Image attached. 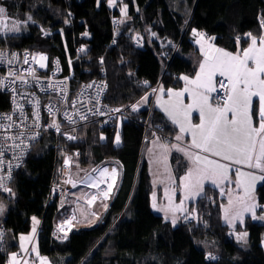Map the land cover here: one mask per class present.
<instances>
[{"label": "trees", "instance_id": "trees-1", "mask_svg": "<svg viewBox=\"0 0 264 264\" xmlns=\"http://www.w3.org/2000/svg\"><path fill=\"white\" fill-rule=\"evenodd\" d=\"M22 2L26 11H46L57 29L35 42L0 37V46L19 44L46 53L50 60L59 59L62 75L71 76L73 88L89 79L106 80V101L126 113L121 122V117L113 124L93 120L78 127L76 141L46 132L35 144L15 174L11 192L0 191L4 237L0 264H8L19 249L20 234L31 231L33 217L41 219L40 254L56 264H264V221L248 216L235 226L228 224L223 214L227 198L214 185L208 184L191 202L187 215L196 213L191 222L175 225L153 210V183L145 156L151 138L148 125L160 132L154 138L165 142L173 139L176 128L155 108L154 100L141 105L142 97L156 86L179 87L183 75L196 73L201 54L193 29L232 51L262 34L264 0H123L128 5L123 19L120 7L110 6L108 0ZM136 104L139 109L133 111L131 105ZM10 106L9 95L0 93V110ZM68 153L81 171L93 172L113 161L119 174L107 208L97 210L98 222L76 223L61 239L55 227L72 206L67 201L60 208L51 189ZM171 159L179 181L189 162L180 152ZM258 197L264 206V183ZM258 211L264 213L260 207ZM243 231L249 235L248 244L235 236Z\"/></svg>", "mask_w": 264, "mask_h": 264}, {"label": "snow or ice", "instance_id": "snow-or-ice-1", "mask_svg": "<svg viewBox=\"0 0 264 264\" xmlns=\"http://www.w3.org/2000/svg\"><path fill=\"white\" fill-rule=\"evenodd\" d=\"M110 6H116L117 0H108ZM121 13L127 14V6L120 9ZM31 20V16L27 20L22 22H13L11 27L8 24V17L6 9L0 6V33H12L20 32V24H27ZM194 35L198 36L200 39L197 43H201L204 39L203 33L196 32L193 29ZM250 36V34H249ZM251 44L248 48L242 50V56L238 52L237 54H232L230 52L224 51L223 49H214L213 51L218 55L209 56L208 52L204 54V61L199 66V72H197L194 79H189L187 76H183L180 79L186 82L185 88L180 92H175L171 89L168 90L169 97L175 95L176 97L183 96L184 92H189L190 87L194 86L195 91L192 95L196 99L195 106L199 109L200 123L197 125H191L188 120L189 113L182 107L177 105H172V110L165 108L164 110L168 113L173 123L179 124L180 133L186 131H191L192 140L191 145L196 149H201L203 152L211 153L214 156H222L226 161H233L235 164L247 163L250 168L260 169L261 175L257 176L253 173L238 172L237 173V185L241 184L240 177H248L251 181L250 187H254L257 180L264 181V37L259 39V47H257V38L250 37ZM214 39V38H213ZM203 47V46H202ZM83 51V49H81ZM16 53H11V59H7L5 53L0 51V63H7L12 65L17 59ZM41 68L45 67V64L41 61L47 58L44 55H40L39 59L35 56L32 57ZM103 61H101L102 63ZM249 62L253 66H249ZM24 64L29 63V57L27 54L24 55ZM29 75L33 76V79H37L33 69H28ZM219 74V76H227L228 81V94L227 99L223 103V106L213 107L210 103V93L215 92L217 89L214 85L213 78ZM9 77H14L15 79L9 81L10 84H14L16 80L24 81V77L17 75L15 71L8 72ZM147 84V82H144ZM4 86V78H0V87ZM92 85H87L86 87H91ZM225 84L220 82V88H224ZM156 89H153L155 92ZM163 94V89H161ZM253 97L258 98V108L255 109L258 120L259 127L253 126ZM147 96L142 97V103L146 102ZM159 102V101H158ZM75 104V101L72 102ZM161 107L167 102H159ZM139 104L131 105L133 111L139 109ZM194 105H189L188 108L191 109ZM20 107L19 105L17 106ZM114 112H120L119 108L113 109ZM102 114V113H101ZM36 119H39V114H34ZM181 115L185 121H188L189 126L186 128L184 123L181 122ZM69 122L74 123L72 116L65 113ZM229 116L231 118L229 119ZM86 116H80L81 120L86 119ZM4 120L11 121V116L0 115V127H13V123H8L5 125ZM49 127H54L59 132L60 127L58 124L53 122ZM63 134V133H62ZM255 134V135H254ZM23 135V133H21ZM38 135V134H36ZM36 135L32 138L35 139ZM259 137V140H257ZM68 139H76L74 136H67ZM182 137L177 136L176 139L180 140ZM12 139L15 141L17 137H0V140ZM103 139V137H101ZM119 135L116 136V142L119 143ZM259 143V154L254 155L256 145ZM21 145L19 143H14L12 148H19ZM8 145L0 142V166L3 164V156L5 150L8 149ZM162 147H166L163 146ZM175 147V145H173ZM183 150V149H181ZM234 155L242 157V159H235ZM19 158V157H17ZM254 161V162H253ZM68 161L66 160L65 163ZM194 163H196V175L198 177L195 184L185 183V189L189 190V196H198L203 193V180L208 179L213 183H216L215 177L220 174L218 170L223 169L222 174L223 179L227 180V169L228 165L221 164L215 160L208 159L206 156L196 155L194 157ZM203 164L204 167L201 168L200 165ZM108 172L107 168L101 171V176ZM111 175L115 177L116 169L112 170ZM193 176V172L190 170L189 173L183 178L185 181H189ZM10 179V173L9 177ZM71 183V181H68ZM75 186V185H73ZM92 187H99L98 184L93 183ZM0 188H3L6 192H11V189L4 187L2 178H0ZM112 186H108V191L104 192V196H108V192L111 191ZM191 189H198L197 191H192ZM245 192H249V188H245ZM251 198V197H250ZM95 196L89 203L94 202ZM229 204L232 201L229 200ZM155 207V204H153ZM260 207L264 211V206H260L256 203H251L243 208V212H249L252 214L253 219L264 220V215L256 216V208ZM107 208V205H105ZM183 210V209H181ZM3 212V206L0 205V213ZM243 212H238L232 220L240 219L243 222ZM225 220L232 223V220H228V216L225 215ZM33 234H35V224L38 223L35 217H33ZM175 224V220L172 221ZM70 225V221H66ZM62 227V226H61ZM247 233H242L237 236L238 240H245ZM21 241L30 239L29 237L22 236ZM12 264H16V253H12ZM210 259H215V257L209 254Z\"/></svg>", "mask_w": 264, "mask_h": 264}, {"label": "built area", "instance_id": "built-area-1", "mask_svg": "<svg viewBox=\"0 0 264 264\" xmlns=\"http://www.w3.org/2000/svg\"><path fill=\"white\" fill-rule=\"evenodd\" d=\"M0 6L6 9L9 27H11L13 22H22L27 20L29 16H32V12L23 9L22 0H0ZM33 19L31 18L27 24H20V32L0 33V37L35 42L40 38L50 37L57 29L55 22L52 20L51 24L44 27L38 20V17H33ZM0 51L5 53L7 59H11V53H16L18 57L12 65L0 63V78H4V86L0 87V93H7L11 102L9 109L0 110V115L12 117L11 121H3L5 125L13 123V127L11 128L0 127V137H17L15 141L12 139L0 140V142L9 146L5 150L2 158L3 164L0 166V178H2L3 185L6 188H9L15 174L24 166L35 144L40 141L46 132H53L57 136H62L69 141L70 139L67 136H74L76 139L73 140L76 141L78 138V127L86 125L93 120L104 124H113L116 119L126 113V110H123L122 107L113 106L106 101L105 95L108 90V84L104 79L85 80L77 85L76 88H73L71 76L62 75L63 68L59 59L50 60L48 57L47 66L41 68L39 63L33 60L32 57L35 56L38 60L42 54L23 47V45L6 44L0 46ZM25 54L29 57L28 64L23 63ZM28 69L34 70L37 79H33V76L29 75ZM9 71H15L17 75L23 76L24 81L16 80L14 84H10L9 81L15 78L8 76ZM220 82L225 84L224 88H220ZM87 85L92 86L86 87ZM158 88L159 86H156L154 89L157 91ZM216 89L214 100L217 104H223L228 94V83L225 79L218 81ZM73 101H75V104L72 103ZM18 105L20 106L19 108L17 107ZM117 108L121 110L118 113L113 111V109ZM36 113L39 114L38 120L34 115ZM65 113L72 116L74 123L68 121ZM80 116H86L87 118L81 120ZM53 122L59 125V132L56 128L49 127ZM148 128L154 130L155 136L160 133L154 127L148 125ZM34 135H36L35 139L32 138ZM14 143H19L21 146L19 148H12L11 146ZM66 160L68 161L67 163H65ZM73 160L74 155L68 153L64 159L61 171L55 175L52 183L51 195L54 198H59L60 208L66 206L68 197L70 196V186L75 167ZM112 163L115 164L114 162ZM96 169L93 173L100 177L103 182L108 179L107 177L111 178V176L97 175ZM9 173L10 179L8 178ZM116 174H119L118 166ZM68 181H71V183ZM0 191L6 192L3 188H0ZM106 191L108 190L100 192L98 188L92 190L94 196H98L96 202L101 203L110 199L111 192L109 191L108 198L101 200ZM89 201L90 199H86L88 206L95 209V204L93 205V202L89 203ZM195 218L196 213L191 212L190 215L186 216L185 221L191 222ZM66 221H70V225L65 223ZM78 221L79 214L72 206L69 214L57 223L55 227L56 236L61 239L65 238ZM3 245L4 237L0 235V247ZM24 258L28 259L31 264L35 263V259L27 258V255Z\"/></svg>", "mask_w": 264, "mask_h": 264}, {"label": "crops", "instance_id": "crops-1", "mask_svg": "<svg viewBox=\"0 0 264 264\" xmlns=\"http://www.w3.org/2000/svg\"><path fill=\"white\" fill-rule=\"evenodd\" d=\"M199 33H203V32H199ZM203 35H204V39L201 41V43L199 44L197 43L198 48L200 50L201 57L199 60V65H198V69L196 73L193 75H187V74L183 75V76H187L190 80L194 79L196 77L197 72H199V66L204 61L205 52H208L209 56L218 55L217 53L213 51L214 49L218 48V49H223L224 51L230 52L232 54H237L239 52L240 55L242 56V50L245 48H248L252 42L250 38V41L247 45L239 48L238 50L232 51L223 46H220L217 42L207 37L204 33ZM251 37L257 38V47H259L260 46L259 39L261 37H264V31L260 35H255ZM198 39L200 38L198 37L197 40ZM249 66L250 67L253 66L251 62H249ZM220 79H225V81L228 83L227 76L222 77V76H219V74H217L213 78L214 85L216 88L218 85V81ZM185 86H186V82L184 80H182V84L179 87H165L164 85H161L157 90L158 92L149 91L148 93H146L144 97L147 96L148 99L146 102H143L141 104L142 106H148L149 101L153 98L154 100L153 105L155 106V108L159 109L168 118L172 126L176 128V132L174 135H172L173 139L171 141L165 142L164 140L160 138H153L147 143L146 150H145V156L149 164L150 174H151L152 183H153V190L155 189L156 183L158 184L159 188L162 189L163 184L167 183V181L171 179V177L177 180L175 170L172 164V159H171V155L174 152H180L182 155L185 156V158L189 162L188 170L180 178L179 181L177 180L180 187H184L185 183H191V184L196 183L198 177L195 171L197 168V165L196 163H194V157L196 155H200L202 157L206 156L208 159L215 160L221 164H225L229 166L227 169V176H228L227 180L223 179L222 177V174L224 172L223 169L218 170L220 174H218L215 177L216 183H213L211 180H208V179L203 180V193L205 191V187L208 184L218 187L221 190L222 194L227 198V201L223 205L224 219H225V215H227L228 220H232V218L236 216L238 212H243V208L246 207L247 205L251 203H256L259 205L258 188L260 185L264 183V181L257 180L255 182L254 187H250V184H251L250 179L248 177H240L241 184L238 186L236 183L237 173L238 172L253 173L254 175L259 176L262 174L261 170L250 168L247 163L235 164L233 161L224 160L222 156H214L211 153L203 152L201 149H196L191 145V140H192L191 131L180 133L179 131L180 125L173 123L171 118L168 116V113L164 110L165 108L172 110V105H177L179 107H182L184 110L188 111L189 113L188 120L190 121L191 125L194 126L200 123L199 109L198 107L195 106L196 99L192 95V92L195 91L194 86H189L190 91L184 92L183 96H180V97H176L175 95H173L172 97H169V95L167 94L169 89H171L173 93H175V92L182 91L185 88ZM161 89H163V94L161 93ZM214 93L215 92L210 93V103H212L213 107L223 106V104H217L215 102ZM158 101L167 102V103L164 104V107H161V103H159ZM189 105H194V106L191 109H189L188 108ZM257 108H258V98L253 97V109L254 110H253L252 116H253V126L256 128L259 127V120H258L256 111H255V109ZM230 118L231 116H229V119ZM180 119H181V122L184 123L185 127L187 128L189 126L188 121H185L182 115ZM178 135L182 137L180 140L176 139ZM257 140H259V137H257ZM162 145L166 147H162ZM173 145H175V147H173ZM256 154H259V143H257L256 145L254 155ZM235 159H242V157L234 155V160ZM200 167L203 168L204 165L201 164ZM190 170L193 172V176L191 177L189 181H185L183 178L189 173ZM115 185H116V182L113 183V187H112L113 189H111L110 191L111 193L113 192ZM245 188H249L248 193L245 192ZM191 190L197 191L198 189H191ZM203 193L201 195H203ZM201 195L189 196L188 194L187 197L185 196L186 202H188L189 204L197 200ZM97 197L98 196H96V198ZM88 198H85L82 196H78L75 198L76 201L74 204L77 206V209L80 214V223L78 224V226H83L82 225L83 222L84 223L89 222L86 217L82 216V211L84 209L88 210V208H84V209L80 208V206H83V207L87 206L86 199ZM229 200L232 201L231 205L229 204ZM258 208L259 207L256 208V216L264 215V214L259 213ZM103 209L104 208H98V210H103ZM248 216H252V214L249 212H243V222ZM98 220H99V215L95 223H97ZM184 220L185 218L183 217L182 222H184ZM255 220L261 221L259 219H255ZM37 221L38 223L35 229V234H33V229H31V231L27 233L20 234V238L24 236V237H29L30 239L21 241V239L19 238V244H20L19 249L16 252H14L17 254L16 264H31L28 261V259L24 258L25 255H27V258L35 259V263L33 264H56L54 260L50 258L49 256H44L40 254L39 244H38V231H39V227L41 224V219H38ZM226 222L232 226H235L236 224L241 222V220L240 219L232 220V223H229L228 221ZM238 235H240V232H238ZM8 264H12V255H11V259Z\"/></svg>", "mask_w": 264, "mask_h": 264}, {"label": "rangeland", "instance_id": "rangeland-1", "mask_svg": "<svg viewBox=\"0 0 264 264\" xmlns=\"http://www.w3.org/2000/svg\"><path fill=\"white\" fill-rule=\"evenodd\" d=\"M125 5L127 6V14H128V5L124 3L123 0H117L116 6H119L120 9L124 8ZM116 6H112V7H116ZM126 15L123 14L122 19L124 16L126 18ZM33 17L34 18L38 17V20L44 27L51 24V19L49 18L48 13H46V11L39 10L35 13L32 12L31 18L33 19ZM39 53L44 55L47 58L46 60L41 61V63L47 66L48 56L44 52H39ZM122 118L123 117L120 118L119 120L120 122L122 121ZM150 136H151L150 140L155 137V133L153 129H150L149 137ZM166 136H167V139L171 138L170 135H166ZM92 173L93 172H90V170L85 171V172L83 170L81 171V169H79L77 166H75V168L73 169V180L70 186V194H69L70 196L68 197V202L75 209L77 208V206L74 204L76 201L75 199L76 197L78 196H82L85 198L89 197L88 199L92 200V197L94 196V193L92 192L93 189L98 188L99 191L101 192L105 189H108L109 185L113 187V183L116 182L117 180V177L116 179L107 177L108 179H106V181L103 182V180L100 177ZM93 183L98 184L99 187H92ZM188 194H189V190L185 189V187H180L177 180L171 177V179H169L167 183L163 184L162 189L159 188L157 183L155 184V189L153 190L151 194V206L154 211L162 214L166 219H169L171 221L175 220V225H179L180 223H182L183 217L186 218L187 214L190 212L191 203L188 204V202H186V199H185V196L187 197ZM96 199L93 202V205L95 204V207H94L95 209H92L88 205L86 207L80 206V208H83V209L88 208V210L82 209L83 210L82 216L86 217L89 221L85 223L83 222L82 224L83 226L95 224L96 220L98 219V215L100 216V214L97 212L98 208H105V205H107V201H102L101 203H99L98 201L96 202ZM153 204H155V207H153ZM261 221H264V220H261ZM79 223L80 222H78L77 224ZM36 226H37V223L35 224V229H36ZM242 233H245V232H240V234ZM235 236L237 238L238 233H236ZM238 241L244 244H248L249 235L247 234L245 240H238ZM263 244H264V237H263Z\"/></svg>", "mask_w": 264, "mask_h": 264}, {"label": "bare ground", "instance_id": "bare-ground-1", "mask_svg": "<svg viewBox=\"0 0 264 264\" xmlns=\"http://www.w3.org/2000/svg\"><path fill=\"white\" fill-rule=\"evenodd\" d=\"M105 168H107V170H108V172H107L105 175H106V176H111V178L116 179L117 174L115 175V177H113V176L111 175V173H112V170H113V169H116V173H117V166H116L115 164H113L111 161H107L105 164H103L102 166H100L99 168H97V169H96V174H97V175H101V171H102L103 169H105ZM107 198H108V196L105 197V196L103 195L102 198H101V200H106Z\"/></svg>", "mask_w": 264, "mask_h": 264}]
</instances>
